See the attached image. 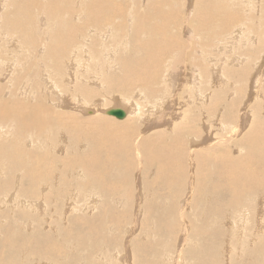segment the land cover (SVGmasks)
I'll return each instance as SVG.
<instances>
[{
  "label": "bare ground",
  "instance_id": "bare-ground-1",
  "mask_svg": "<svg viewBox=\"0 0 264 264\" xmlns=\"http://www.w3.org/2000/svg\"><path fill=\"white\" fill-rule=\"evenodd\" d=\"M16 1H18V0H16ZM39 1H41V0H23V4L24 5L36 4L35 8H38V11L39 10L45 11V8L49 5L48 13L44 12L45 16L47 14H49L50 17L48 19L50 21L51 20L53 22L56 20L58 21V22L56 21L58 24L55 22L53 23V24H55V27L53 25L54 28H56V25H57V26H59V28L63 29V30L60 29L62 31L58 32V33H55V30H53L54 34H52L53 31L51 33V30H50V28H51L50 26L52 25L51 24L52 22H50L48 20V22L46 23L47 18H45V17H44L45 19L43 18L45 21L44 20L42 21V18H40V16H38L40 11L39 12L37 11L38 12L37 17L40 18L41 24H42V22H43V24H44V22L46 23V25H44L46 31H44L43 44L37 45L38 44L37 43V41H38L37 35L38 34H36V24L33 22L31 25V23H30L31 19L29 20L26 18L27 14H29V12H30V9L33 10L34 7L29 8V11H28V9H27V11H23L25 13L27 12V14L22 12L23 15L24 14L26 15V17H24L22 15L23 18L24 19L26 18V21L29 20L28 21L29 25L27 24V22H26V24L28 26L31 25L30 28H32V29L31 30L28 29L30 31V33H28L27 25L23 22L24 19H21L19 17V15L21 16V14H20L21 12H19L18 15H15L16 18L14 20L12 19V18H14V15H13V17H11L10 14H7L6 18L3 20L4 23L9 24L8 28H10L11 31L16 33V35L22 34V36L25 37V40L28 41L27 43L32 42L33 47L35 46L34 51L36 49L40 50L41 47H43L47 43V41L52 39V38L53 39H59V37H61V36L65 37V36H63V34L66 32L68 24H66L64 26L63 23L61 22L63 25V27H61L60 26L61 19H63L62 21H64L66 18L71 17L72 22L75 20V18H78V17H79V19H83L85 17H83L84 14L82 15V10L84 9L86 11L89 8L87 6L84 7V5L82 3L80 5L79 4L80 2L78 3L79 0L78 1L72 0L73 2L76 1L75 4L76 3L79 4L76 7V5H74V3H72V1L70 0L71 4H73V5H72V7L70 5L71 8L69 9L67 7V6H69L68 3H65V5H66L65 7H67V8H64V9H69V10H68V12H67V10H66V12H64L65 10L63 11L64 13H67L68 15H67V17L62 18L65 14H63L62 11H59V10L63 7L64 2H61V0L60 1L58 0L60 3H62V5H61L59 2H56L57 0L56 1L55 0H49L48 4L44 6L45 2H41L42 3V5H41V3H39ZM84 1H87V0H84ZM181 1H183V0H181ZM250 1L253 2V0H250ZM258 1H260V0H258ZM261 1H260V3H262ZM55 2L59 3L62 6V7L59 6V10H57L58 8L55 9L56 7L53 5ZM129 2H130V0H129ZM149 2H146L145 5ZM246 2H248V1H246ZM93 3H95L94 4V10H95V14H96L95 17H97V21H95V23L97 25H95V24H93V25L95 27L98 26L100 28V30H102L106 27L105 31H107V29H110V30L115 29L116 31L117 30L121 31L120 33H118V35L116 34L113 42L118 41V38H120L121 36H126L125 39L130 38L129 40L131 41L130 43L132 45V46L130 45L131 48H133V49L136 48V50H134V51L136 53H138L137 55L130 56V54H132L134 51H129L127 53L128 54L127 56H124V57L119 56L120 57L119 64L121 67L120 68L121 71L119 72L120 74L118 76L112 75V76L107 78L108 79L107 82L109 83L107 85H111L109 87L112 90L117 91V92H118L119 88H121L122 91L126 90V92H125L126 96L125 97L122 95L123 93H121L122 96H120L118 94L119 93L118 92L117 94L119 96H116L117 99L115 98L118 102L122 103V104L121 103H119V104H121L123 106V109L126 111V118L123 120H114L115 118L113 119L110 115L105 114V116H104L106 108H105V110L102 109L104 111V113H102L103 115H98L99 112L97 114L96 107L100 108L99 105L101 102L97 103V101H96L94 103L92 102V103L88 104V102H86V100H82L81 97H75L73 100L71 99V102H68V99H66L65 95L61 94V91L57 92L55 89L53 90L51 88L55 85L54 83L53 84L51 83V76L54 75V72L52 71L53 65L50 64L51 62H53V60L51 61V54L54 55L55 57L60 58L62 56L61 53H65V52L58 53L57 47L54 48V50L57 52H53L50 54L49 51H47V52L45 51L46 52L45 59H46V61L49 60V62L47 64L42 63V64H40V66H38L39 71H40L41 81H42V83H44L43 85H46L48 87V90L50 89V91L53 94H55L56 97H58L59 101L57 102L56 106L62 107V109H63V107L72 105L71 109L74 110V112L76 111L75 113H77V115L79 113H82V112L85 113V115H81V118H79V115L76 116L74 112L69 113V110H67L68 113L66 112V110L65 111H57V110L54 111V109H53V111H50V107L48 105H45L44 102L41 100H40L41 102L39 100L38 101L34 100L35 104L25 105L19 98H17L15 100V103L18 106V110L15 111L12 107H10V103H8L9 100H0V121L2 123V124L0 123L1 127H5L4 124L9 126V123L11 122L13 129H17V132H14L13 138L11 140L7 141L8 143H6L4 141L0 142V157H1L0 163H3L4 160H6V162H7L6 168H4L2 170V168L0 167V174L4 175L3 179H2V180H4L3 184L0 181V186L2 188H5L12 181L11 190L7 194H0V264H22L23 260L20 261L22 256L30 257V259L33 257H38V259L40 260V261L38 260L39 263L44 262L43 264H50L52 260H55L57 262L59 261L60 263L63 261H67V262H63V264H70L72 261L75 262V260L69 261L70 259L66 258L65 252L68 249H66L65 252L63 251L64 252L63 254H60V249H59L58 245L54 243L55 242L54 241L55 236L52 237L53 235L56 234L54 232H57L56 236H58L59 239H63L64 242H66V240L71 241L68 239V237H72L73 239H72L71 243L74 242V239H76V240L78 239V241H79L85 237H90V236H87V234L91 233V232H92L91 234L93 235L92 238H94V240H95L96 236L99 233L105 231L106 229H112V230L117 229V231L118 230L120 232L122 231L121 235H119V236H121L123 238L124 235L128 231H131L130 230L131 227L128 224L129 222H127V221H129V218H130V212L127 210L118 211L117 209L113 208L112 207L113 204L111 202V199H112V197H117L120 199L119 203L121 202V198L119 196V194H120L119 193V191H120L119 187L122 186L124 184V182L108 179L107 175L111 171L117 172V171H121L122 169H131L134 171L135 166H136L134 164V162L136 161V156H133L130 158L133 150H139L140 156L146 158V161H147L146 169L151 170V173L153 175V183L159 185L161 180L168 179L167 187H169L171 189V192H172V186L175 188H181L182 187L183 181H184L186 175L188 177L190 189H192L195 186L197 189H199V188L203 189L208 184V181L211 179V176H210L211 171L210 170H211L212 163H219L218 170H217V181L215 183L214 190H216L218 193L223 194L224 192H220V191L224 190V188H223L224 186L227 188L229 195L227 196L226 200H224V202H226V204H229L230 207L233 208L234 210H237V212L233 211L235 214V217L238 218L237 222L243 221L244 219L246 222L247 216H246V218H243V217H240L239 214L246 215L247 211L249 210L247 208L250 207V206H247V202L244 205V201H243L242 205H241L242 208L238 209L237 208V206H238L237 204L239 203L238 196L241 193H243L247 188H249L252 183H255V185H254L255 187H259L260 185H264V172H263L264 166H262L258 162L260 160L257 161L258 164L257 165L255 164L253 166V168L248 165L249 162H253L252 151L255 149H256V151H258L259 150L258 147H260V145L262 146V142H263V138H264L262 136V121L261 122L258 121V122H260L261 125L259 123H257L256 120H253V119H252L253 121L250 120V121H252L251 123H250V121H247V123L249 122V124H250V125L247 124L249 126L248 130H247L248 132L246 134H245L246 131L244 132L245 136H243L244 134L242 135L244 137L242 140H240V139H239L240 141L237 140L239 145L241 144L242 147L244 146V143L247 146V148H243V150H246L243 152L244 154L246 153L245 155L242 153L244 156L239 155V154H241L240 151H239V153H238V151L236 153L238 156L237 155L235 156L233 153H230V150H232L231 149L232 147L229 148L228 145H230V144H228V141H227L228 138H230V136L229 137L227 136V139H226L223 135H221V136L218 135L216 138H220V139L215 138L216 141H214V142H211V140H210V139H214V137L216 135V134L214 135V132H212L214 136L211 135L212 138H210V134H211L210 129L211 128H209L208 124H209V120L211 118L209 119V117L206 116V115H208L206 113H208L210 111L209 110L210 106H209L208 102L209 101L213 102L210 94H211V90H212V87L214 84L213 82L216 81V79L212 82V79H213L212 76H216V78L219 79L216 81L217 83H218V81H220L221 83H223V81L224 82L227 81L226 80L227 75L224 76L225 74L223 75V73H220L218 70V67L217 68L215 66H214L215 68L212 67L213 64L211 65V62L214 59L211 60V58H214V57L210 58L209 54H208V56L206 54L208 47L211 46L210 45L211 44L210 42L212 40L211 36H213V31H214V30L212 31L213 28L211 29V27H210V23L212 21L211 19L214 18V17H212L213 15H219V14H215L216 12L218 13V11H216L217 9L215 10V8H214L215 12H213L214 10L212 9V6H211L212 3L210 2V0H193L192 4H194L193 5L194 9L190 8L193 10V13H191L190 17L188 16L187 18H185V19H188V21L185 20L184 24L182 21V19H184V18H180L181 20L179 19V17L184 16V15L179 16L180 11L178 9V5H179L178 3H180V2L174 3V6H173V4L169 3L168 1H167V3H157L156 2V4L152 7V11L148 14L144 10L145 5L142 8L139 6V4H135L136 6H129L126 4H120V3H122L121 1H120V3L117 1L118 4H115L114 0H90V4H93ZM218 3H219V5L222 6L220 1H218ZM69 4H70V2H69ZM9 5H10V3H9ZM82 5H83V7H82ZM132 5H134V4H132ZM260 5L264 6V4H260ZM14 6H16V5H14ZM14 6L12 5V7H14ZM246 6L247 5H245V7ZM252 6H254V5H252ZM78 7L82 8V9H78ZM186 7H188V6H186ZM213 7H215V6H213ZM225 7H228V6H225ZM229 7H230V5H229ZM236 7H237V5H236ZM27 8H28V6H27ZM240 8L241 7H239V10H240ZM25 9H23V10H25ZM42 9H44V10H42ZM10 10H12V9H10ZM76 10L80 11L79 14L77 13L78 11L76 12ZM248 10H249V8H248ZM248 10H247V13H248ZM89 11L90 10H88V12ZM148 11H149V9H148ZM154 11L155 12L158 11V12L155 13ZM8 12L9 11H7L6 13H8ZM219 13H220V15H222L223 14L222 10ZM239 13L240 12H238V14ZM62 14H63V16H62ZM74 15H75V17H74ZM89 15H91V12H89ZM220 15H219V17H220ZM233 15L232 16L233 17L236 16L237 19L240 17L236 14H233ZM240 15H242V13ZM31 16H28V18H30ZM119 16H121L123 19L129 18V22L131 21V27H129L130 29L125 28V27L129 26V24H130L129 22H125V20H124V22H122V21H118L119 23L115 22L114 19H117ZM252 16L250 15V17H252ZM42 17H43V15H42ZM236 17L234 19H236ZM189 18L191 19L190 21H189ZM222 18L226 19L225 16L224 17L222 16ZM230 18H231V16H230ZM59 19H60V21H59ZM69 19H66V20H69ZM249 19L250 18H248V21H249ZM85 20L87 22V19H85ZM218 20H219V18H218ZM224 21H227V19ZM49 22H50V26L47 27V24L49 25ZM70 22H69V25H70ZM75 22H76V20L74 21L73 24H75ZM80 22H82V21H79V25H80ZM215 22H216V17H215ZM230 22H233V20ZM230 22H229V24H230ZM66 23H67V21H66ZM212 23H213V21H212ZM235 23L236 22H234V24ZM260 23H261L260 26L262 28L264 26V24H263L264 21H263V23L262 22H260ZM88 24L90 25V23H88ZM217 24H219V23H217ZM223 24H224V22H222L221 25H223ZM69 25H68V27H69ZM89 25L86 24L87 27H89ZM212 25H214V24H212ZM226 25H227V23H226ZM232 25H233V23H232ZM80 26L82 27V24ZM227 26L224 27L223 31L227 30V28H228ZM252 26H253V24H252ZM70 27H72V26H70ZM77 27H79V26H77ZM77 27H75V28H77ZM81 27H80V30H81ZM114 27H116V28H114ZM247 27H248V25H247ZM54 28H52V29H54ZM90 28H92V27H90ZM90 28H88V29H90ZM97 28H95V29H97ZM252 28H254V27H251V30H252ZM37 29H39V28L37 27ZM186 29H188V30H186ZM80 30H77V31L80 32ZM248 30H249V28H248ZM5 31H7V30H5ZM39 31H41V30H39ZM56 31H58V28L56 29ZM84 31H83V33H84ZM237 31H239V30H237ZM228 32H230V31H228ZM67 33H65L64 35H66ZM94 33H95L94 37L97 35L98 36L100 35V32H94ZM109 33H110V31H109ZM240 33H238L237 35H239ZM70 34H71V32H70ZM77 34L80 35V33H77ZM101 34H103V33H101ZM249 34H250V32H249ZM257 34H259V32L256 33V36H257ZM10 35H9L10 37H7L5 32H1L0 38L6 39V42L8 41L9 43L13 42V44H11V45H14L15 49L22 52L24 50L23 46L26 45V42L22 43V41L20 39L16 38L17 36L15 37V39H17V40H14L13 35L11 33H10ZM234 35L236 36V33ZM234 35H232V37ZM254 35H255V33H254ZM83 36H84V34H83ZM258 36H260V35H258ZM66 37H69V36L66 35ZM71 37H73V35ZM71 37H69V38L71 39ZM85 37L81 38V40L86 39ZM247 37H249V36L247 35ZM18 38H22V37H18ZM251 38H252V36H251ZM261 38H262V36H261ZM66 39H68V38H66ZM70 39L68 41L66 40V42H63V44L66 43V45H67V43H69ZM103 39H105V38H103ZM230 39H232L231 35H230ZM259 39H260V37H259ZM18 40L21 41V43L19 42L20 44L17 42ZM61 40H59V41L61 42ZM65 40H63V41H65ZM78 40H76V41H78ZM123 40H124V38H123ZM198 40H200V42L197 43L196 41H198ZM228 40H226V41H228ZM232 40H234V39H232ZM54 41L56 43V40H54ZM6 42H4V43L6 44ZM60 42H58V45ZM55 43L52 42L51 44H49L48 48L52 49V46L57 45ZM61 43H60V45L62 47ZM74 43H75V41H74ZM212 43H214V42H212ZM215 43L217 44V42H215ZM219 43H220V41H219ZM263 43H264V41H263ZM22 44H23V46H22ZM29 44H31V43H29ZM70 44L71 43H69V45ZM78 44H79V41L76 43V46ZM80 44H81V42H80ZM94 44H95V42H94ZM118 44H120V43H118ZM216 44L214 46H216ZM73 45L75 46V44H72V47H73ZM231 45H234V44H231ZM101 46H102V44H101ZM25 47L28 48L30 46L26 45ZM70 47L71 46H69V48ZM59 48H60V46H59ZM64 48H62L63 51L66 50V48H65V50H64ZM78 48H84V47H78ZM88 49H89V51H87L85 48V50L87 52L85 51V52H83V54H86L87 55L86 58L90 61V59H91L90 55L92 56V54L90 52L93 50H92V48H88ZM70 50L67 49V51H69V52H70ZM5 51H6V49H5ZM13 51H15V50H13ZM75 51H77V50L75 49ZM78 51H79V49H78ZM80 51H81V49H80ZM183 51L185 52V54L183 53ZM228 51H229V49H228ZM59 52H60V50H59ZM68 53H66L67 56H68ZM95 53H94V55H95ZM203 53H205V54L203 55ZM209 53H211V52H209ZM74 54H75V56L77 55L76 53H74ZM102 54H104V51L102 52ZM107 54H108V52H107ZM261 54H262V52H261ZM27 55L28 56L30 55L29 52ZM72 55L70 54L69 58L64 60L65 62L57 61V60H56V63L54 62L55 63L54 68L56 70L55 71L56 76L60 73L65 74L66 72H68V73H66V75L67 74L70 75L69 78H71V80L69 79V80H67V82L72 81V79H74L76 77L75 76L73 78V75L71 72V70L73 68V64H74L73 63L74 58L72 57ZM237 55H239V54H237ZM242 56H243V53H242ZM15 57H14V59H15ZM24 57H25V55L23 56V59H24ZM98 57H100L99 54H98ZM235 57H238V56L235 55L234 58ZM16 58H18L17 60H19V57H16ZM79 58H80V56H79ZM117 58H118V56H117ZM243 58L241 60H246V58L248 59V56H244ZM60 59H62V58H60ZM236 59H235V61L238 62V58H236ZM13 60H12V62L9 60L8 61L11 63H14ZM24 60L26 61V59H24ZM24 60L23 61L20 60V62L21 61L24 62ZM181 60L183 61L182 63H180ZM239 60H240V58H239ZM256 60H257V58H256ZM14 61H16V60H14ZM104 61H106V60H104ZM186 61H188L189 63ZM22 62H21V64H22ZM77 62L78 61H76V63ZM160 62H162V64ZM241 62H243V61H241ZM247 62L251 63L249 61H247ZM248 63H247V65H248ZM261 63H263V60L261 61ZM261 63L259 66L255 63L256 67L258 66L259 68H261L260 67ZM182 64H184L186 67L185 69L190 72L187 77H184V78H186L185 85L187 86V91H186L187 92V97H186L187 102L185 101L186 105L184 103H182V104L180 103V105L184 104V106H179L177 108L176 112L178 113V117H177L176 121H173L171 119H166L164 117L163 118L162 117L161 118L155 117L154 118L155 120H149L147 118L148 115L149 116L157 115V113H156L157 109L158 108L160 109V105H163L160 102L157 103V105H154L151 103V99L155 98V97L161 99L162 98L161 94L162 95L168 94V97L164 98V100L169 98L170 92L174 90L175 86H177V84H176L177 79H175V77L178 75L177 71L180 72L182 67L184 68V66L178 67V70H177V65L181 66ZM0 65H2V63H0ZM107 65H108V63H107ZM116 65H117V63H116ZM215 65H216V63H215ZM3 66L4 65H2V67ZM47 66H48L49 70H48ZM77 66H78V63H77ZM207 66L209 67V70H210L209 73L207 70ZM224 66H226V65H224ZM249 66H251V64ZM9 67H10V64H9ZM256 67L254 66L251 69L256 68ZM258 67L256 68L257 71H256V69H254L256 71V73L259 71ZM23 68H26V67H23ZM220 69H222V67ZM263 69H264V67L261 69V72L263 71ZM100 71H101V69H100ZM255 71H254V73H255ZM17 72H18V70H17ZM106 72H107V70H106ZM225 72H226V70H225ZM238 72L241 74L240 77H243V75H245L244 72H240V71H238ZM23 73H24V69H23ZM110 73H111V71H110ZM185 73H186V71H185ZM246 73H247V71H246ZM256 73H255V75H257L259 72L257 74ZM262 73H264V72H262ZM50 74H52V75L50 76ZM261 75L259 74L257 76H261ZM18 76H20V75H18ZM233 77H235V76L233 75ZM236 77H237V75H236ZM22 78H23V75H22ZM22 78L20 76L19 78L17 77L18 80L16 79L17 82L19 81L20 85H22V82H21ZM58 78H59V76H58ZM177 78H178V76H177ZM255 78H256V76H255ZM12 79L15 80L14 77ZM103 79L105 81V78H103ZM252 79L256 80L258 78H256V79L252 78ZM179 80L180 79H178V81ZM29 81H30V79H29ZM104 81H102L101 83H105ZM74 82H75V80H74ZM160 82L164 83V87L160 86V88H159L158 84ZM228 82L229 81H227V83ZM240 82H241V80H240ZM257 82L259 83V80ZM0 84H2V83H0ZM82 84L83 83H81V85H78V86L77 85L72 86L71 90H73V92L75 93L76 91H78L79 88H82L84 90H87L88 94H90V93L92 94L94 92L95 89H92L93 91L88 90L89 87L86 85H82ZM238 84H239V82H238ZM232 85H234V84H232ZM246 85H247V82H246ZM214 86H216V85H214ZM217 86H218V84H217ZM219 86H220V84H219ZM3 87H4V85H3ZM183 87H185V86H183ZM255 87H256V89H254V91H253L254 96L257 94L255 92L257 90L256 83H255ZM258 87H260V86H258ZM22 88L23 89H21V87H20L19 92L16 91L15 94L24 93L26 87L23 86ZM36 88L37 87H35V90H36ZM221 88H223V87H221ZM244 89H246V88H244ZM37 90H39V89H37ZM260 91H261V89H260ZM105 92H106V90L104 91V93ZM173 92H171V93H173ZM233 92L234 91H231V93H233ZM38 93L36 95H38ZM104 93H103V95H104ZM107 93H109V92H107ZM131 93L136 94L137 97L143 98V100L146 99L149 103H151V106L149 105L148 109L145 111L144 118L141 117L143 112L139 110L142 107H138V104H137L138 102L136 103L133 99H131L132 97L127 96V95L132 96L133 94H131ZM215 93H217V92H215ZM220 93H222V92H220ZM251 93H250V97H251V95L253 96V94H251ZM261 93H259V94H261ZM61 96L64 97V100L61 99ZM94 96H95V94H94ZM222 96L223 95H221V97ZM258 96L261 97V95H258ZM263 96H264V94L262 95V97ZM30 97H31V95H30ZM219 97H218V95L216 97L217 98L216 100L218 102H219V100H218ZM238 97L239 98L241 97V100H242V95L238 96ZM112 98L114 99V97H112ZM179 98H183V97L179 96L178 101H179ZM176 99H177V97H176ZM233 99L235 100V97ZM253 99H255V98H253ZM13 100L14 99H12L11 102ZM22 100L25 101V99H22ZM171 100H173L172 96H171ZM234 100L233 101L231 100V102L229 101L230 102L229 105H231V107L235 106L236 103L238 102V100H236L235 102H234ZM259 100H261V99L259 98ZM112 101L114 102V100H112ZM169 101H170V99H169ZM261 101L263 102V100H261ZM25 102H27V101H25ZM211 102H210V105H212ZM115 103H117V102H115ZM194 104L197 107L194 106ZM250 104H252V103H250ZM141 105H142V103H141ZM169 105H168V107L170 109ZM239 105H240V103H239ZM247 105H249V104H247ZM247 105H245L244 108L251 113L252 112V106L254 104L252 106H250V105L247 106ZM88 106L89 107L93 106L95 108L93 110L94 112L92 111L93 113L87 114V113H90ZM142 106H144V104ZM174 106H176V105H174ZM168 107L164 106V108H166L164 110L167 111ZM182 107H185V108H182ZM205 107H206V109H205ZM231 107H229V108H231ZM261 107H264V106H261ZM169 109H168V111L171 110V109L170 110ZM212 109H214V108H212ZM141 110H143V109H141ZM224 110H225V108H224ZM227 110H229V109H227ZM246 110H245L244 114H242L244 116V118H246L247 116H249L248 114H250L248 111L246 112ZM258 110L260 111L259 108H258ZM97 111H99V110H97ZM236 111H234V112L236 113ZM176 112L174 111V113H176ZM216 112L217 111L215 110V113ZM229 112L227 113V111H224L223 115L221 114L219 116V114H218V117L222 116L225 119L229 120L230 122L227 124L229 126L228 130L230 129V132L236 131L235 134H237V129H239V123L237 121L238 124H234L236 122V121L234 122L235 118H233V115L235 113L233 112V113L229 114ZM158 115H159V113H158ZM252 115L253 114H251V117L253 118ZM168 116H170V115H168ZM174 117H175V115H174ZM249 117H247L248 120H249ZM255 117H256V114H255ZM261 119H259V120H261ZM184 120H188V121L186 122ZM244 120H246V119H244ZM180 121H183L182 123H185V124L187 123L186 124L187 126H184V125H183V127L178 126L179 124H181ZM213 121H210V122H213ZM220 121H222V119ZM117 122L121 123V124L116 125ZM138 122H141L143 125L145 124L146 127H149L151 129V132L149 131L150 129H145L146 131H149L147 134H144V135L140 136L139 138L133 140L130 138L129 134L132 132H135L137 129H140L138 126ZM215 122H216V120H215ZM124 123L127 124V126L131 128V130H128L127 132H120V129L125 127ZM216 124L218 126H221V127L224 126L222 124L221 125H219L218 123H216ZM216 124H214V125L216 126ZM214 125H212V127ZM227 125L225 127H227ZM210 127H211V124H210ZM7 128L8 127H6L5 129H7ZM60 128H63L67 132H68V130L74 132L75 133L74 134L75 139L78 141H81L83 138L86 139V141H89V145L91 147V150L89 151V147H88V149L86 151H83V152H76V153L72 152L73 156H71L70 154L69 155L55 154V153L52 154V151L50 148V146H51L50 143L52 144V142H50L51 136H53V133L55 131H58ZM241 128H242V126H241ZM220 129H223V127ZM220 129H219V133H222V132H223V134L228 133L225 131L226 129H224V131H222V132ZM242 129H244V127ZM46 130H51V131L54 130V131H52L53 133L51 136H48V135L45 137L43 136V141H40V142H42L44 145L47 142V145L44 146L42 149H40L41 147L38 145H37V148H38L37 150L34 149L35 145H34V147L30 146L31 149L25 148V145H23L21 147L19 146L20 142H24V144H26L28 142V145H29L32 142V140L34 141L35 136H37V138H38V136H40V135H46L48 133V132L45 133ZM7 131H9V129ZM51 131H49V132H51ZM29 132H30V134L34 133L33 134L34 138L30 134H27ZM216 132H218V130ZM7 133L8 132H6L5 130L2 131L1 132L2 137L6 136ZM219 133H217V134H219ZM63 134L66 135V133H63ZM230 134L231 133H229V135ZM10 135L12 136L11 133H10ZM27 135H29V136H27ZM231 135L233 136L234 133ZM263 135H264V132H263ZM74 136H73V139L70 138L72 141L75 140ZM49 137H50V141H49ZM231 138L237 139V136L235 135ZM241 141L244 143H242ZM38 142L39 141L37 140V143ZM229 142H230V140H229ZM232 142H234V141H231V143ZM235 142L232 144L234 145ZM256 146H257V148H256ZM61 150H63V148ZM152 150H155L158 154L152 155L151 154ZM258 153H259V151H258ZM65 154H66V152H65ZM127 154H129V156H125ZM60 155H62V156H60ZM259 155H260V153H259ZM22 164L24 165V167L26 169V170H24V176H23L26 183H27V188L25 189L26 195H29V192L37 189L38 183H40L42 181V179L48 178L50 176H52V179H55L56 176L57 177L58 176L65 177V176H67V174L66 175L63 174L65 170L67 172V171H69L68 169H71V173H72V170L76 171L75 169H78V171H79V169H81L85 173V175L88 176V181L86 183H84V185L87 186L88 188L98 189L100 191V193L103 192V194H104L103 202L99 205L100 208L98 209L97 213L92 214V215H84V216L89 217V218L82 216V213H80V214H72L71 213L72 215H70V214L68 215V211L71 212V211L75 210L74 208H76L75 205L77 203L74 204V202H71L75 206V207H73L70 203L69 193H65L64 191H61V190H58L59 192H57V193L53 192V195H50L49 193H45L36 199L18 197L16 195V193L22 189L21 184H20V179L17 175H14L13 180H12L11 175L15 169L21 168ZM2 171H3V173H2ZM54 171L55 172L57 171V174L54 173ZM69 175H71V174H69ZM254 179H255V181H254ZM60 182L62 183V181H60ZM60 182L57 185H60L61 184ZM79 184L80 183H78L77 186ZM45 185L47 188H49V184H47V182H45ZM1 187H0V190H1ZM46 187H45V189H46ZM116 190H118V192ZM141 193H142V191H141ZM179 193L175 192V194H177V195H179ZM105 195H107V196H105ZM140 195H143V193ZM52 196H54V197H52ZM122 196H123V194H122ZM71 197H74V195L72 194ZM104 199H105V201H104ZM51 201H53V206L52 207L50 206V208H51V210H50V208H47L45 203H47V202L49 203ZM92 201L96 202L97 200H96V198H93ZM58 204H61V206H62V210L59 207L60 210L62 211V213L58 212L59 211L57 208ZM63 205H66V207H64ZM77 205H79V204H77ZM54 206L57 208V210ZM148 206H151V205L148 204ZM263 206L264 205H262V208H264ZM53 208H55V209H53ZM53 210L55 212L57 211L58 213H60V218H61V215L64 216L63 222L59 218L60 221L62 222V226L59 225L57 228L55 227L56 228L55 230L54 229L52 230V228H54L52 226H50L51 228H49L48 230H45V231L43 229H40L43 225V223H42L43 215H48ZM47 212H49V213L47 214ZM73 213H75V212H73ZM55 214H57V213H55ZM153 214H156V212L155 211L152 212L151 210H147V213L143 214L144 215L143 221L141 222V224H138V225H140V227L142 226L141 229H143V232L141 233L142 238H139L140 242L144 241L146 239V236L148 237V236H151L154 234L152 231L147 230L148 229L147 226H149L150 229L154 226V224H152V223H154V220H150V224H148V217H150ZM20 216H22L23 218L20 219ZM50 216H54V215H50ZM57 216H59V215H56V217ZM47 218L50 219L49 216ZM44 219H46V218L44 217ZM4 220H6V221L3 222ZM257 220H258L257 221L258 222L257 228H255L254 231L252 230V232H250L251 230L248 231L249 229L247 230V228L245 226L242 229L240 227V229H241L240 237L243 236L244 240H246V241H247V239L248 240H255V242H253V243L251 242L253 245L251 244V247L248 249V252H247V253L252 254V257L254 256V258L252 260L247 258V261H245V264H264V234L261 237L259 236L260 235L259 232L262 229L264 230V224H263L264 223V211H262V213L260 212V216ZM163 221H164V219L159 218V225L158 226H162ZM52 222L55 223V225L54 224H52V225H54V226L58 225L57 224V222H58L57 218H55ZM46 223L48 224L47 221H46ZM232 223L234 225V221H232ZM34 224H36V225H34ZM184 224L185 225H183V227H185L187 230L186 221L184 222ZM131 226H133V228H134L135 225H131ZM240 226H241V224H240ZM155 227H156V225H155ZM183 227H181L180 229L182 230ZM31 228H32V230H30ZM238 228H239V224H238ZM163 229H164V227H163ZM69 230H71V231L73 230L74 232L73 233L71 232L69 234V232H68ZM156 230L160 231V228H156ZM188 232H189L188 236H190V238H189L190 240L195 241L193 239H200L201 238L203 245L205 244L204 241L206 239L203 240L204 237H202V235L205 234L208 237L210 234L209 232H205L204 229H200V228H197L195 230H191ZM233 233L235 234V232H233ZM241 234H242V236H241ZM253 235H255V237ZM14 237H16V240L12 241V239L13 240L15 239ZM184 238H185V236H184ZM56 239H57V237H56ZM86 239L87 238L83 239L82 243L87 242V241H85ZM180 239H181V237H180ZM30 240L35 241L36 242L35 245H32V246H30L31 244L28 245ZM108 240H109V243H113L116 241L114 238H110ZM182 240H183V237H182ZM184 241H185V239L182 242H184ZM210 241H212V240H210ZM38 242L40 243V245H38ZM56 242H57V240H56ZM205 242H207V241H205ZM75 243H76V241H75ZM100 243L98 245H96L99 248L98 251L94 252L92 250L94 252V254H92V257H94V258H96V256L98 257L99 253L102 252L103 245H102V243L101 244ZM145 243L146 242L139 244V248H142L140 250L141 252L146 251V249H148V248L151 249L153 246L152 244L146 245ZM246 243L248 244L249 242L247 241ZM73 244L72 245L70 244L69 247L70 248L71 247L76 248L77 243L75 244L76 247H73L74 246ZM78 244H79V242H78ZM80 244H81V242H80ZM80 244L78 246H80ZM86 244L85 245L83 244V245L86 246ZM242 244H243V242L240 244L241 248H242ZM27 245H28V249H27ZM63 245H65V244H62L61 246H63ZM66 245H67V242H66ZM89 245H91V243ZM67 246H66V248H67ZM84 246L82 248L80 247V249L83 250V248H88V247H84ZM245 249L246 248H244V251H245ZM190 252H191V254H194L193 251H190ZM190 252H189V254H190ZM106 253L108 254L109 252H106ZM132 253H133V258H136V257L140 258L141 254H142V253L134 254L133 250H132ZM253 253H256L259 257H255V255ZM262 253H263V256H261ZM90 254H89V256L91 257ZM189 254H187V256L191 257V255H189ZM240 254H242V253H240ZM101 256H103V255L101 254ZM112 257H114V259H116L118 261L120 260V256L116 255L115 253L113 254ZM80 258H82V256ZM106 258L110 259V257L108 258L107 256H106ZM122 258L123 259L120 260V264L123 262H126L124 256H122ZM198 259L199 258H197L196 260H198ZM83 260H85V259H83ZM83 260L82 261L80 260L79 262H83ZM97 260H98V258H97ZM244 260H243V262H244ZM24 261H26V260H24ZM35 261H37V260H35ZM87 261H88V258H87ZM99 261L100 260H98L97 262H99ZM182 261H183L182 258L179 256H176L174 258V263H176V264H181ZM239 261H240V259H239ZM28 262L29 261H27V263ZM32 262L33 261L31 260V263ZM57 262H55V263L58 264ZM90 262H91V260H90ZM108 262H109V260H108ZM42 263H40V264H42ZM77 263H78V261H77ZM201 263L202 262H200V264ZM204 263H207V262H204ZM89 264H95V262H93V263L91 262Z\"/></svg>",
  "mask_w": 264,
  "mask_h": 264
},
{
  "label": "rangeland",
  "instance_id": "rangeland-1",
  "mask_svg": "<svg viewBox=\"0 0 264 264\" xmlns=\"http://www.w3.org/2000/svg\"><path fill=\"white\" fill-rule=\"evenodd\" d=\"M48 1L49 0H43V1L41 0V1H39V3L45 2V4H44V6H45V5L48 4ZM59 1L57 0L56 2H59ZM65 1L64 0L62 1L61 0V2H64L63 7L61 6L62 3H60V2L59 3L61 5L59 3H56V2L54 4L52 3L56 7L55 9L58 8L57 10H59V6L62 7L59 10V11H62L63 14H65L64 16L62 14V16H63V17L61 16L62 18L67 17L68 14L67 13H64V12H66V10L68 12V10L73 5V4H71V1L72 0L71 1L70 0H65ZM114 1H115V4H118L117 1L119 3L121 1L122 3H120V4H126V5H129V6H136L135 4H139V6L142 7V8L144 7V5H145L146 2H149L150 1L149 3H147L145 5V9H144L147 14L152 11V7L156 4V2L157 3H167V1H168L169 3L173 4V6H174V3L180 2V3H178L179 4L178 5V9L180 11L179 12V16H181V15H184V16L179 17V19L180 18H184V19H182L183 24L185 23L184 22L185 20L188 21V19H185V18H187L188 16L190 17L191 16V13H193V10L190 9V8H193L194 9V6H193L194 4H192L193 3V0H187V1L186 0H183V1H181V0H152L153 2L151 0H130V2H129V0H114ZM218 1L221 2L222 6L224 4L225 5L222 7L221 5H219ZM246 1H248V2H246ZM260 1L253 0V2H251L250 0H240V1L239 0H231V1L230 0H228V1L227 0H223V1L222 0H210V2L213 4V5L211 4L212 9L214 10V8H215V10L217 9L216 11H218V13L216 12L215 14H219L220 15L219 12L221 10H222L223 14L220 15V17H219V15H213L212 16L214 18L211 19L213 21V23L211 21L210 27H211V29L213 28L212 31L213 30L214 31H213V36H211V38H212V40L210 42L211 43L210 44L211 46L208 47L206 54H207V56L209 54L210 58L211 57H214V58H211V60L214 59L211 62V65L213 64L212 67L213 68H215V67L217 68L218 67V70H219L220 73H223V75L225 74L224 76L227 75L229 77L228 78L226 76V80L229 81V82L227 83V81L226 82L223 81V83H221L220 81H218V83H217L216 81L219 80V79L216 78V76H212V78H213L212 79V82L216 79V81L213 82L214 84H213V87H212V90H211V94H210L211 99H212V101L214 103L211 102V101H209L208 103H209L210 108L212 107L214 109H212V108L210 109L209 108V110L211 112L209 111L208 113H206V114H208L206 116H208L209 119L210 118L212 119V120L211 119L209 120V124H208L209 125V128H211L210 129V133L211 134L209 133L210 134V138H212V136H211V135H213L212 132H214V135L216 134L215 137H214V139H210L211 142L216 141L215 138L218 135L219 136L223 135L226 139H227V136L228 137L230 136V138H228V140H227L228 141V144H230V145H228V144L227 145L229 146V148L232 147L231 148L232 150H230V153H233L235 156L237 155L236 154L237 151H238V153L240 151L241 154H239V155L244 156L246 154V153L245 154L243 153L244 151H246V150H243V148H247V146L245 145L244 142L241 141L242 143H244V146L242 147L241 144L239 145V143H238L237 140H239V139L242 140L244 138L243 136H245V134L248 132L247 131L248 130V127H249L248 125H250V124H249V122L247 123V121H250V120L253 119V120H256L257 123H259V124L262 121V136L264 137V135H263V132H264V114H263L264 113V107H261V106H264V98H263L264 96L262 97V95L264 94V92H263L264 91V87H263L264 86V78H263L264 77V73H262V72H264V69L261 72V69L264 67V43H263V41H264V29L263 28H264V26L262 28L260 26L261 25L260 22L263 23V21H264V6H262L260 4H264V0L261 1L262 3H260ZM69 2H70V4H69ZM75 2L76 1H74V2L72 1V3H74V5H76V7L79 4L81 5V3L84 5V7H86V6L89 7L86 11L84 9L82 10V15L84 14L83 17H85V18H83L84 20L83 19H79V17L78 18H75L76 22L78 20L79 21H82V22H80V25L82 24V27L79 25V21L77 23L75 22V24H73L75 20L72 22L71 21L72 20L71 17H69L70 19L69 18H66V19H69L72 23L69 20H66V19L65 20L67 21V23H66L65 20H64L65 21L64 22V21H62L63 19L60 18L61 21L59 19L60 26L61 27H63V25L65 26L66 24L69 25V22H70L69 27L70 26H72V27L69 28L68 25H67V29H66V32L65 33H67L69 31L68 33L70 34V32H71V34L69 35L67 33L66 35H68L69 37H71L73 35V37L74 36L75 37L74 38L71 37V39H70L69 37H66V35H64L65 34L64 33L63 36H65V37H62L61 36V37H59V39H53L52 38L53 40L52 39L48 40L47 43L43 47H41L40 50L36 49L34 51L35 46L33 47V43L32 42H29L31 44L27 43L28 41L25 40V37H23L22 34H18L19 36L16 35V33H14L13 31L10 30V28H8L9 24L8 23H4L3 20L6 18L7 14H10L11 17H13V15H14V18H12L14 20L16 18L15 15H18L19 12H21L20 13L21 16L19 15V17L21 19H24L23 16L26 17L25 14H27V12L25 13L23 11H27V9L29 11V8H33L34 7L33 10L30 9V12H29L30 15L27 14V17L26 18L29 19V20L31 19V22H30L31 25H32L33 22L36 24V34H38L37 35L38 36V41H37L38 44L37 43L36 44L37 45L43 44L44 31H46L44 25H46V23L49 20L48 18L50 17L49 14H47L45 16L44 12L45 13H48V10H49L48 7H49V5L45 8V11H40L39 10L40 11V13H39L40 15H39L38 14V12H39L38 11V8H35L36 7V4L24 5L23 4V0H18V1H16V0H14V1L13 0L12 1L11 0H0V29H1L0 30V33L1 32H5L7 37H10L11 36L10 33H11L13 35V37H14V40L20 39L22 41V43L23 42H26V45L27 46H30V47L27 48V47H25L26 45L23 46V44H22V46L24 47V50L22 52H20L19 50L15 49L14 45H11V44H13V42H10L9 43L8 41L6 42V39L0 38V46L2 45L0 47V63H2V65H4L3 67H2V65H0L1 66L0 67V83H2V84H0V100H9L8 103H10V107H12L15 111L18 110V106L15 103V100L17 98H19L25 105H32V104H35L34 103V100H37V101L38 100L39 101L41 100V101L44 102L45 105H48L50 107V111H53V109H54V111H56V110L57 111H65L66 110V112H67V110H69V113L70 112L71 113L74 112V110L71 109L72 108L71 107L72 105L63 107V109H62V107L56 106L57 102L59 101L58 100V97H56V95L53 94L50 91V89L48 90V87L46 85H43L44 83H42L41 78H40V71H39V67L38 66H40V64H42V63L47 64L49 62V60L46 61L45 54H46L47 51H49L50 54L53 53V52H57V51L54 50V48H56V47L58 49V53H61V52H65V53H61L62 56L60 58H62L63 60L60 59L59 57H55L54 55L51 54V61L53 60V62L50 61L51 62L50 64L53 65L52 66V71L54 72V75L50 74V76L52 75L51 76V83L52 84L53 83L55 84L53 87H51L53 90L55 89L57 92H60L61 91V94H63V95L66 96V99H68V102H71V99L73 100L75 97H81V99L82 100H86V102H88V104H90L92 102L94 103L96 101H97V103H100L101 102L100 105H99L100 108L96 107L97 114L99 112L98 115H103L102 113H104L103 110H105V108L107 109L109 107H121L122 106L121 105L122 103L121 102H118L116 100L117 99L116 96H119V95L122 96L123 95L125 97L126 96V94H125L126 90H123L122 91L121 88H119L120 89V90L118 89V92L119 93L117 91L112 90L109 87L111 85H107V84H109L107 82V80H108L107 78L110 77V76H112V75H117L118 76L120 74L119 73L121 71V69H120L121 67H120V64H119L120 57L127 56L128 55L127 53L129 51H134V50H136V48L135 49L131 48L132 45L130 43L131 41L129 40L130 38L129 39L128 38L125 39L126 36H121L120 38H118V41L113 42L116 34L118 35V33H120L121 31H119V30L116 31L115 29H113V30L107 29V31H105L106 27L104 29L100 30V28L98 26H97L98 27L97 28V27H95L93 25V24L97 25L95 23V21H97V17H95L96 14H95V10H94V4L95 3L90 4V0H87V1L79 0L78 1V3L80 2L79 4L78 3L75 4ZM9 3H10V5H9ZM65 3H68L69 6H67V7L69 9H64V8H67V7H65L66 6ZM132 4H134V5H132ZM12 5L13 6L16 5V6L12 7ZM41 5H42V3H41ZM70 5H71V7H70ZM83 5H82V7H83ZM229 5H230V7H229ZM236 5H237V7H236ZM245 5H247V6L245 7ZM252 5H254V6H252ZM27 6H28V8H27ZM186 6H188V7H186ZM213 6H215V7H213ZM225 6H228V7H225ZM239 7H241L240 10H239ZM248 8H249V10H248ZM10 9H12V10H10ZM23 9H25V10H23ZM78 9H82V8H79L78 7ZM148 9H149V11H148ZM42 10H44V9H42ZM88 10H90L89 12H91V15H89ZM215 10L213 12H215ZM247 10H248V13L249 14L247 13ZM7 11H9V12L6 13ZM77 11L78 10H76V12ZM22 12L25 13V14L23 15ZM79 12L80 11H78L77 13L79 14ZM157 12L158 11H156L155 13H157ZM238 12H240V13L238 14ZM241 13H242V15H240ZM37 14H38V16H40V18H42V21L45 18H47L46 19L47 20L46 23L44 22V24H43V22H42V24H41L40 18L37 17ZM233 14H236V15H238L240 17L237 19V17L235 16L236 19H234L235 17H233L234 16ZM42 15H43V17H42ZM250 15L251 16L253 15L255 18L253 16L250 17ZM28 16H31V17L28 18ZM222 16L223 17L225 16L226 19H227V21H224L226 19H223ZM230 16H231V18H230ZM74 17H75V15H74ZM215 17H216V22H215ZM26 18L23 20V22L25 24L27 22V24L29 25V22H28L29 20L26 21ZM218 18H219V20H218ZM248 18H250L249 21H248ZM85 19H87V22H86ZM114 20H115L116 23H119L118 21L124 22V20H125V22H129V18L123 19L121 16H119L117 19H114ZM190 20L191 19L189 18V21ZM232 20H233V22H230ZM56 21H54V22L57 23L58 21L57 22ZM50 22H52L51 23L52 24L51 26H50ZM50 22H49V25L47 24V27L48 26L51 27L50 28L51 33H52L53 30H55V33L61 32L63 30L62 28H59V26H57V25H56V28H54L55 27V24H53L54 22L52 20ZM61 22L63 23V25H62ZM222 22H224L225 25L224 24L221 25ZM229 22H230V24H229ZM234 22H236L237 24L236 23L234 24ZM88 23H90V25ZM129 23H130L129 26H127L125 28L131 27V21ZM217 23H219V24H217ZM226 23H227L228 26L226 25ZM232 23H233V25H232ZM86 24L89 25V27H87ZM212 24H214V25H212ZM252 24H253V26H252ZM28 25H27V30L28 29L31 30L32 29V28H30L31 25L30 26H28ZM53 25H54V27H53ZM247 25H248V27H247ZM77 26H79V27H77ZM226 26L228 27L227 30H224L223 31L224 27H226ZM250 26L251 27H254V28H252V30H251V27ZM37 27L39 29H37ZM75 27H77V28H75ZM80 27H81V30L82 31L80 30ZM90 27H92V28H90ZM52 28H54V29H52ZM57 28H58V31H56ZM88 28H90V29H88ZM93 28L94 29L97 28V29L94 30ZM114 28H116V27H114ZM248 28H249V30H248ZM60 29H62V30H60ZM5 30H7V31H5ZM29 30H28V33H30ZM39 30H41V31H39ZM77 30H80V32L77 31ZM108 30L110 31V33H109ZM186 30H188V29H186ZM237 30H239V31H237ZM83 31H84V33H83ZM228 31H230V32H228ZM248 31L250 32L251 35L249 34ZM94 32H100V35L99 36L97 35V36L94 37V34H95ZM258 32H259V34H257V36H256V33H258ZM77 33H80V35L82 37L80 35H78ZM82 33L84 34V36H83ZM101 33H103V34H101ZM235 33H236V36L234 35ZM238 33H240V34L237 35ZM254 33H255V35H254ZM52 34H54V31H53ZM230 35H231V38L234 39V40L230 39ZM232 35H234V36L232 37ZM247 35L249 37H247ZM258 35H260V36H258ZM251 36H252V38H251ZM261 36H262V38H261ZM15 37L17 39H15ZM18 37H22L23 39L22 38H18ZM80 37L81 38H84L85 37L86 39L81 40ZM259 37H260V39H259ZM66 38H68V39H66ZM103 38H105V39H103ZM123 38H124V40H123ZM65 39L67 41L70 39L69 43H71V44L69 45V43H67L68 46L66 45V43L63 44V42H66ZM20 40H18L17 42L18 43L19 42L21 43ZM54 40H56V43H55ZM59 40H61L62 43ZM63 40H65V41H63ZM76 40L79 41V44H78L79 46L78 45L76 46V43L78 42ZM226 40H228V41H226ZM51 41L54 42L55 44H57L55 46H52V49L53 50L51 48H48V45L52 43ZM74 41H75V43H74ZM219 41H220V43H219ZM4 42H6V44ZM58 42H60L62 44V47H61L60 43L58 45ZM80 42H81V44H80ZM94 42H95V44H94ZM196 42L198 43V42H200V40H198ZM212 42H214V43H212ZM215 42H217L218 45ZM118 43H120V44H118ZM72 44H75V46L73 45L74 48L72 47ZM101 44H102V46H101ZM215 44H216V46H214ZM231 44H234V45H231ZM59 46H60V48H59ZM69 46H71L72 48L71 47L69 48ZM64 47L66 48V50H65ZM78 47H84V48H78ZM62 48H64L65 51H63ZM85 48H86L87 51H89L88 48H92V50H93V51L90 50L91 51L90 53L92 54V56L90 55V58H91L90 61L86 58L87 55L86 54H83V52L86 51ZM5 49H6V51H5ZM67 49L68 50L71 49L70 52L67 51ZM75 49L77 51H75ZM78 49H79V51H78ZM80 49H81V51H80ZM228 49H229V51H228ZM13 50H15L17 53L15 51H13ZM59 50H60V52H59ZM102 50L104 51V54H102V52H103ZM27 51L30 54L29 56L27 55L28 54ZM107 52H108V54H107ZM209 52H211V53H209ZM261 52H262V54H261ZM66 53H68V56H67ZM74 53H76L78 56L76 55L77 56L76 57ZM94 53H95V55H94ZM183 53L185 54L184 51H183ZM242 53H243V56H242ZM70 54L71 55L73 54L72 57L74 58L73 59V63L74 64H73V68H72L71 72H72L73 78L75 76L76 77L74 79H72V81L67 82V80H69V79L71 80V78H69L70 75L69 74L66 75V73H68V72H66L65 74H61L60 73V74H58L56 76V74H55V71L56 70L54 68V64L56 63V60L57 61H63V62H65L64 60H66L67 58H69ZM98 54L100 55V57H98ZM137 54L138 53H136L134 51L132 54H130V56L137 55ZM204 54L205 53H203V55ZM237 54H239V55H237ZM24 55H25L24 59H26V61L23 59V56ZM235 55L238 56V57H235L234 58ZM15 56L16 57H19V60H17L18 58H16ZM79 56H80V58H79ZM117 56H118V58H117ZM244 56H248V59L246 58V60H241ZM14 57H15V59H14ZM236 58H238V62L235 61ZM239 58H240V60H239ZM256 58H257V60H256ZM13 59L16 60V61H14ZM8 60L11 61V62L13 60L14 63L9 62ZM20 60H22V61L24 60V62L21 61L22 62V64H21ZM75 60L78 61L77 62L78 63V66H77V63H76ZM104 60H106V61H104ZM262 60H263V63H261ZM241 61H243V62H241ZM247 61H249L251 63H248ZM182 62L183 61L181 60L180 63H182ZM186 62H188V61H186ZM107 63H108V65H107ZM116 63H117V65H116ZM160 63L162 64V62H160ZM215 63H216V65H215ZM247 63H248V65H247ZM255 63L258 66L261 63V66H260L261 68H259L257 66L259 68V71H258L259 73L257 72L258 74L256 73V71H257L256 68L257 67H256V64ZM9 64H10V67H9ZM250 64H251V66H249ZM224 65H226V66H224ZM253 65L256 68L251 69L252 67H254ZM182 66H184V68ZM23 67H26L27 69L26 68H23ZM178 67H182V69H181L182 71L181 70H180V72L177 71L178 78L175 75L176 76L175 79H177L176 80L177 86L174 87V90H173L174 92L171 91L173 93L170 92L171 95L169 94V98L168 99H165L166 100L165 101L164 98L168 97V94H164L165 96L161 94V96H162L161 99H159L157 97L151 99V103L154 104V105H157V103L160 102L164 106L168 107V105L171 103L169 105L171 110L168 107L167 108V111H165L164 109H166V108H164L163 105H160V109L158 108L159 110L157 109V111H156L157 115H154V116H152V115L149 116L148 115L147 118L149 120H155L154 119L155 117L156 118H161V117L163 118L164 117L166 119H171L173 121H176V119L178 117V113L176 112L177 108L179 106H184V104L186 105L185 101L187 102V98H186L187 97V92H186L187 91V86L185 85L186 78H184V77H187L190 72L185 69L186 67H185L184 64H182L181 66L180 65L179 66L177 65V70H178ZM221 67H222V69H220ZM47 68H48V66H47ZM23 69H24V73H23ZM100 69H101V71H100ZM254 69H256V71ZM17 70H18V72H17ZM48 70H49V68H48ZM106 70H107V72H106ZM207 70H208V73H209L210 70H209V67L208 66H207ZM225 70H226V72H225ZM110 71H111V73H110ZM185 71H186V73H185ZM238 71L244 72L245 75H243V77H240L241 74ZM246 71H247V73H246ZM254 71H255V73L257 75H259V74L261 75L262 74L261 75L262 77L255 75ZM13 74L14 75L16 74V75L14 76ZM18 75H20L21 78H22V75H23V78L21 80L22 85H20L19 81L18 82L16 81L17 77L18 78L20 77ZM233 75L235 77H233ZM236 75H237V77H236ZM252 75L253 76L255 75L256 78H258V79H256L255 76L253 77ZM58 76H59V78H58ZM13 77L15 78V80L12 79ZM103 78H105V81H104ZM252 78L256 79L257 81L259 80V83L256 80H253ZM29 79H30V81H29ZM178 79H180L179 80L180 82L178 81ZM74 80H75V82H74ZM240 80H241V82H240ZM102 81H104L105 83H101ZM237 81L239 82V84H238ZM246 82H247V85H246ZM81 83H83L82 85L88 86L89 87L88 90L93 91L92 89H95L94 92L92 94L91 93L88 94L87 93V90H84L82 88H79L78 91H76L74 93L73 90H71L72 86H75V85L78 86V85H81ZM216 83L218 84V86H217ZM255 83H256V86H257V90L255 92L257 94L254 96V92L253 91H254V89H256ZM219 84H220V86H219ZM232 84H234V85H232ZM3 85H4V87H3ZM214 85H216V86H214ZM23 86L26 87L24 93H22V94H15L16 91L19 92L20 87H21V89H23L22 88ZM158 86H159V88H160V86L164 87V83L163 82H160L158 84ZM183 86H185V87H183ZM258 86H260V87H258ZM35 87H37L36 90H35ZM221 87H223V88H221ZM244 88H246V89H244ZM259 88L261 89V91H260ZM37 89H39V90H37ZM105 90H106V92L104 93ZM219 91L222 92V93H220ZM231 91H234L235 93L234 92L231 93ZM107 92H109V93H107ZM215 92H217V93H215ZM37 93H38L39 96L36 95ZM103 93H104V95H103ZM121 93H123V94L121 95ZM250 93L253 94L254 97L252 95L250 97ZM259 93H261V94H259ZM94 94H95V96H94ZM131 94H133V93H131ZM30 95H31V97H30ZM135 95L136 94H133L132 96L131 95H127V96L132 97L131 99H133L136 103L138 102L137 103L138 104V107H142L139 110L143 112V114L141 115V117L144 118L145 111L148 109V106L149 105L151 106V103H149L146 99L143 100V98L137 97V95L136 96ZM217 95H218V97L219 96L221 97V95H223L224 97L223 96H222L223 98L222 97L221 98L219 97V99H218L219 102H218L216 100L217 99L216 98ZM241 95H242V100H241V97L240 98L238 97V96H241ZM258 95H261V97L263 99L260 96H258ZM171 96H172V99L173 100H171ZM179 96L180 97H183V98H179V101H178V97ZM112 97H114V99ZM176 97H177V99H176ZM230 97L231 98L232 97L233 98L235 97V100L233 98L231 99ZM258 97L261 100H263V102L261 100H259ZM21 98L22 99H25V101H27V102H25ZM253 98H255V99H253ZM12 99H14V100L11 102ZM61 99L64 100V97L61 96ZM169 99H170V101H169ZM112 100H114V102ZM231 100L232 101L234 100V102L236 100H238V102L236 103V105L237 104L238 105L237 106L236 105L235 106H232L233 107L232 108L231 105H229L230 102H231ZM115 102H117V103H115ZM210 102H211L212 105H210ZM119 103H121V104H119ZM141 103H142V105L144 104V106H142ZM180 103L181 104L184 103V104L183 105H180ZM239 103H240L241 106L239 105ZM250 103H252V104H250ZM247 104H249L250 106H252L254 104L252 106V112L251 113L244 108V106L247 105ZM174 105H176L177 107L174 106ZM249 105H247V106H249ZM194 106H196V105L194 104ZM185 107H182V108H185ZM229 107H231V108H229ZM122 108H123V106H122ZM224 108H225V110H224ZM258 108L260 109V111L258 110ZM88 109L90 110L89 111L90 113H87V114H91V113L94 112L93 110L95 108L93 106L92 107L90 106ZM141 109H143V110H141ZM168 109L170 111H168ZM205 109H206V107H205ZM227 109H229V110H227ZM97 110H99V111H97ZM215 110L217 111L216 113H215ZM245 110H246V112L248 111L250 113V114H248L250 117L247 116V117H249V120H248L247 117L244 118V116L242 115V114H244ZM174 111L176 113H174ZM224 111H227V113L230 111L229 114L230 113H233L234 111H236L237 114L234 112L236 115L235 114L233 115V118H235L234 119V122L235 121L236 122L235 123L233 122V123L234 124H238L239 123V129H237V134H235L236 131L235 132H232V131L230 132V129L228 130L229 126L227 124L230 122L229 120L225 119L222 116L221 117H218V114H219V116L221 114L223 115V112ZM158 113H159V115H158ZM105 114L106 113H104V116H105ZM251 114H253L252 115L253 118L251 117ZM255 114H256V117H255ZM75 115L76 116L79 115V118H81V115H85V113L82 112V113H79L78 115H77V113H75ZM106 115H109V114H106ZM168 115H170V116H168ZM174 115H175V117H174ZM110 116L113 119L115 118L114 120H123V119L126 118V116H125L122 119H117L116 117H114L112 115H110ZM258 118L259 119L262 118V119L259 120ZM221 119H222V121H220ZM244 119H246V120H244ZM215 120H216V122H215ZM184 121L187 122L188 120H184ZM210 121H213V122H210ZM237 121H238V123H237ZM252 121H250V123ZM258 121H260V122H258ZM180 122H181V124H179L178 126H180V127H183V125L184 126H187L186 125L187 123L186 124L185 123H182L183 121H180ZM0 123H1V121H0ZM216 123H218L219 125H221V124L224 125V126H222L223 129H220L222 127L221 126H218ZM1 124H0V142L4 141V142L8 143L7 141H9V140H11L13 138L14 132H17V129H13L11 122L9 123V126L6 125V124H4L5 127H1ZM118 124H121V123H118L117 122L116 125H118ZM210 124H211V127H210ZM214 124H216L217 127ZM225 124L227 125V127H225L226 126ZM212 125H214V126L212 127ZM138 126H139L140 129H137L135 132H132V133L129 134L130 138L133 139V140L139 138L140 136H142L144 134H147L149 131L151 132V129L149 127H146L145 124L143 125L141 122H138ZM241 126H242V128L244 127L245 130L242 129ZM6 127H8V128L5 129ZM213 128L216 131L218 130V132H216ZM8 129H9V131H7ZM145 129H150V130L149 131H146ZM219 129L221 130V132L224 131V129H226L225 131L228 132V133H225V132H224L225 134H223V132L222 133H219ZM4 130L6 132H8V133H7L6 136H3L2 137L1 132L4 131ZM128 130H131V128L128 127L127 124H125V127L122 128V129H120V132H127ZM49 131H51V130H46L45 133H47V132L48 133L46 135H40V136H38V138H37V136H35V138L39 141L38 143H37V140L33 136L34 133H31L30 134V132H29L27 134H30L34 138V141L31 139L32 142L29 145H28V142L27 141H26L27 142L26 144H24V142H20V145L19 146L21 147V146L25 145V148L31 149L30 146L31 147L33 146L34 147V145H35L34 149L37 150L38 149L37 148V145H38V146L41 147L40 149H42L44 146L47 145V142L45 143V145L42 142H40V141H43V136L44 137L47 136V135L48 136H51L52 133H53L52 131H54V130H52L51 132H49ZM9 132L12 134V136L10 135ZM244 132H245V134H244ZM54 133H53V136H51V141H50V137H49V141L52 142V144L50 143V145H51L50 148H51L52 154H54V153L55 154H63V155H69L70 154L71 156H73L72 155L73 153L86 151L88 149V147H89V151L91 150V147L89 145V141H86V139H84V138L81 141L76 140L75 139V136H74L75 133L72 132V131H70V130H68V132H67L63 128H60L58 131H55ZM63 133H66V135L63 134ZM217 133H219V134H217ZM229 133H231V134L234 133L233 136L236 135L237 136V139L231 138L233 136L231 134L229 135ZM27 136H29V135H27ZM73 136H74V139L75 140L72 141L71 139H73ZM216 139H220V138H216ZM229 140H230V142H229ZM231 141H234V142L236 141V142L233 145L232 143H234V142L231 143ZM263 142H264V138H263ZM263 142H262V146L263 147L259 144L260 145V147H258L259 150L257 149L259 151L260 155H259L258 151H256V149L252 151V154H253V162H249V164H248L252 168H253V166L255 164L256 165L258 164L257 163L258 160H260L261 162L260 161H258V162L262 166H264V159H263L264 158V143ZM62 148H63V150H61ZM256 148H257V146H256ZM65 152H66V154H65ZM151 154L152 155H156L158 153L155 150H152L151 151ZM60 156H62V155H60ZM125 156H129V154H127ZM133 156H136V161L134 162V164L136 166H135L134 171L131 170V169H122L121 171H117V172L111 171L107 175V178L108 179L124 182V184L119 187V190H120L119 191V193H120L119 196L121 198V202L119 203L120 199L117 198V197H112L111 202L113 204L112 207L115 208V209H117L118 211L127 210V211L130 212V218H129V221H127V222H129L128 224L131 227L130 228L131 231H128L124 235V237L122 238L121 236H119V235H121L122 231L121 232L119 230L117 231V229H115V230L106 229L105 231L99 233L96 236L97 239L95 238V240H94V238H92L93 235L91 234L92 233L91 232V233H88L87 234V236H90V237H85L87 239L89 238L88 240L87 239L85 240V241H87L85 243H82V240L85 239V238H83V239H81L79 241H78V239L77 240L74 239V242L71 243V241H72L73 238L72 237H68V239L71 240V241H67L66 240L68 246L66 245V242L63 241V239H59V237L56 236L57 235V232H54L56 234L53 235L52 237L55 236L54 237L55 238V240H54L55 242L54 243L58 245V247L60 249V254H63L66 251V249H68L65 252L66 253V258L67 259L69 258L70 259L69 261L75 260V262L72 261L70 264H73V263L74 264H78V263L79 264H84V263L85 264H89L91 262L92 263L95 262V264L96 263L97 264H100V263L101 264H120V260L123 259L122 256H124L126 262H123L121 264H176V263H174V258L176 256H179V257L182 258L183 261L181 262V264H200V262H202L201 264H210V263L211 264H245V261H247V258H249L250 260H252L254 258V256L252 257V254L247 253V252H248V249L251 247V244L253 242H255V240H248L247 239V241L249 242L247 244L246 243L247 241L244 240V237L242 236V234H241L242 237H240V233H241V229L244 228V226L247 228V230L249 229L248 231L251 230L250 232H252V230L254 231V229L257 228V223H258L257 222L258 221L257 219L260 216V212L262 213V211H264V208H262V205H264L263 204L264 203V185H260L259 187H255L254 186L255 183H252L251 186L249 188H247L243 192L244 194L241 193L238 196V198H239V203L237 204L238 205L237 206L238 209H241L242 208L241 205H242V202L243 201H244V205L247 202V206H250V207L247 208L249 210L247 211L246 215L239 214V216L240 217H243V218H246V216H247L246 222H245V219L243 221L237 222L238 218L235 217V214H234V212H237V210H234L233 208L230 207L229 204H226V202H224V200H226L227 196L229 195L228 194V191H227V188L224 186L223 187L224 190L220 191V192H224L223 194L222 193H218L216 190H214L215 183L217 181V170H218L219 163H212L211 170H210L211 171V175H210L211 176V179L208 181V184L203 189H201V188L197 189L196 186L193 187L192 189H190V184H189V181H188V177L186 175V177H185V179L183 181L182 187L181 188H175V187H173L171 185L172 186V192H171V189L169 187H167L168 179L161 180L159 185L153 183V175L151 173V170H147L146 169V165H147L146 158L140 156L139 150H133L130 158L133 157ZM0 160H1V157H0ZM6 164H7L6 160H4L3 163H0V167L2 168V170L4 168H6ZM24 170H26V169H25L24 165L22 164L21 168L15 169L12 172V175H11L12 180H13L14 175H17L19 177V179H20V184H21L22 189L19 190L16 193V195L18 197H25V198H29V199H36V198H39L40 196H42L45 193H49L50 195H53V192H56L57 193V192H59L58 190H61V191H64L65 193H69L70 203L71 202H74V204L77 203V204L80 205L79 206V205L76 204L75 205L76 208H74L75 210L74 211H71V212L68 211V215L69 214L72 215V214H80V213H82V216H84V215H92V214L97 213L98 209L100 208L99 205L103 202V198H104L103 192L100 193V191L98 189L88 188L87 186L84 185V183H86L88 181V176H86L85 173L81 169H79V171H78V169H75L76 171L72 170V173H71V169H68L69 171H67V172L65 170L64 173H63L64 175L67 174V176H65V177H60V176L57 177L56 176L55 179H52V176H50L48 178L42 179V181L40 183H38V188L35 189V190H33V191H31V192H29V195H26L25 194V189L27 188V183H26V181H25V179L23 177L24 176ZM2 173H3V171H2ZM54 173L57 174V171L56 172L54 171ZM69 174H71V175H69ZM3 176H4L3 174H0V181H1L2 184H3V181H4V180H2L3 179ZM60 181H62V183ZM254 181H255V179H254ZM45 182H47V184H49V188L46 187ZM59 182L61 184L60 185H57V184H59ZM78 183H80V184L77 186ZM44 186L46 187V189H45ZM11 187H12V181L5 188H2L1 187L0 194H7L11 190ZM116 191L118 192V190H116ZM141 191H142L143 195H140V194H142ZM175 192H177V193L180 192V193H179V195H177V194H175ZM72 194L74 195V197H71ZM122 194H123V196H122ZM105 196H107V195H105ZM52 197H54V196H52ZM93 198H96L97 201L96 202L92 201ZM104 201H105V199H104ZM74 204L71 203V205L73 207H75ZM148 204H150L151 206H148ZM45 205L47 206V208H50V206L51 207L53 206V201H51L49 203L47 202V203H45ZM63 206L66 207V205H63ZM59 207L62 210L61 204H58V207L57 208L59 210L58 212L62 213V211L60 210ZM55 208H53V209H55ZM57 208H56V210H57ZM50 210H51V208H50ZM147 210H151L152 212L153 211L156 212V214H153L150 217H148V224H150V220H154V223H152V224H154V226L151 229L149 228V226H147V228H148L147 230L152 231L154 234L151 235V236H148V237L146 236V239L144 241L140 242L139 241V238H142L141 233L143 232V229H141L142 226L140 227V225H138V224H141V222L143 221V217H144L143 214H146L147 213ZM52 212H50V214H48L49 212H47L48 215H43V221L44 222L42 221L43 225H42V227L40 226L41 227L40 229H43L45 231V230H48L49 228H51L50 226H52V227H54V228H52V230L53 229L55 230L59 225L62 226V222H63L64 216L61 215V218H60V213H58L57 211L55 212L54 210ZM73 212H75V213H73ZM55 213H57V214H55ZM50 215H54V216H50ZM56 215H59V216L56 217ZM48 216L50 217V219L47 218ZM44 217L46 219H44ZM84 217H86V216H84ZM21 218H23V217L20 216V219ZM55 218L58 219V222H57L58 225H56V226H54L55 223L52 222ZM59 218L61 219L62 222L60 221ZM86 218H89V217H86ZM159 218L164 219V221L162 223V226H158L159 225ZM45 220L48 222V224L46 223ZM5 221L6 220H4L3 222H5ZM185 221L187 223V226H186L187 227V230H186L185 227H183V225H185L184 224ZM232 221H234V225H233ZM52 224H54V225H52ZM238 224H239V228H238ZM240 224H241V226H240ZM34 225H36V224H34ZM131 225H135L134 228ZM155 225H156V227H155ZM163 227H164L165 230L163 229ZM181 227H183L182 230L180 229ZM240 227H241V229H240ZM156 228H160V231H157ZM197 228L204 229L205 232H209L210 233L208 237L205 234L202 235V237H204L203 240L206 239L205 241H207V242L204 241V243H205L204 245L202 244V239L201 238H200L201 240L200 239H193L195 241H192V240L189 239L190 236H188L189 235V232L188 231L195 230ZM30 230H32V228ZM68 232L70 234L71 232L73 233L74 231L73 230L72 231L69 230ZM233 232H235V234ZM259 234H260L259 236L261 237L264 234V230L262 229L259 232ZM184 236H185V238H184ZM253 236L255 237V235H253ZM56 237H57V239H56ZM180 237H181V239H180ZM182 237H183V240L185 239L184 242H182L183 241L182 240ZM14 238L15 239L14 240L12 239V241H15L16 240V237H14ZM110 238H114L116 241L113 242V243H109V240L108 239H110ZM56 240H57V242H56ZM210 240H212V241H210ZM30 241H29V244L28 245H30V244H31L30 246L35 245V243H36L35 241H33V240H30ZM75 241H76L77 244L75 243ZM78 242H79V244L81 242L80 246H78L79 245ZM100 242L103 245V248H102V252L103 253L100 252L99 255L101 256V254H102L103 256L100 257L98 255V257L96 256V258H94V257H92V254H94L95 251H98L99 248L96 245H98ZM144 242H146L145 243L146 245H151L152 244L153 246H152L151 249L148 248V249H146V251L141 252L140 250L142 248H139V244L140 243H144ZM242 242H243V244H242V248H241V245L240 244ZM88 243L89 244L91 243V245H89ZM62 244H65V245L61 246ZM70 244L71 245L73 244L74 245L73 247H76V246L77 247L76 248H72V247L70 248L69 247ZM75 244H76V246H75ZM83 244L84 245L86 244V246H84ZM28 245H27V249H28ZM38 245H40L39 242H38ZM66 246H67V248H66ZM83 246L84 247H88V248H83V250L80 249V247L82 248ZM244 248H246L247 250L245 249V251H244ZM132 250L134 251V254H137V253L140 254V253H142L141 254V257L140 258H138V257L133 258ZM190 251H193L194 254H191ZM106 252H109V253L107 254ZM189 252H190V254H189ZM114 253L116 255L120 256V260L119 261L116 260V259H114V257H112ZM240 253H242V254H240ZM89 254L91 255V257L89 256ZM187 254L191 255L192 258L189 257V256H187ZM253 254L255 255V257H259L256 253H253ZM80 255L82 256V258H80L81 257ZM85 256L88 258V261H87V258ZM106 256L108 258L110 257V259H107ZM261 256H263V253L261 254ZM97 258H98V260H100L99 262H97L98 261ZM197 258H199V259L196 260ZM83 259H85V260H83ZM89 259L91 260V262H90ZM103 259L104 260L106 259V260L104 261ZM239 259H240V261H239ZM22 260H23V263L24 264L25 263L26 264H38L39 261H40L38 259V257H33V258L30 259V257H25V256H22V258L20 259V261H22ZM24 260H26V261H24ZM31 260L33 261L32 263H31ZM35 260H37V261H35ZM80 260L81 261L83 260V262H79ZM108 260H109V262H108ZM113 260L114 261L116 260V261L114 262ZM243 260H244V262H243ZM27 261H29V262L27 263ZM52 261H51L50 264H56L55 262H57L55 260H52ZM77 261H78V263H77ZM63 262H67V261H63ZM63 262L60 263L58 261L57 263L58 264H63ZM204 262H207V263H204ZM40 263H42V262H40Z\"/></svg>",
  "mask_w": 264,
  "mask_h": 264
},
{
  "label": "water",
  "instance_id": "water-1",
  "mask_svg": "<svg viewBox=\"0 0 264 264\" xmlns=\"http://www.w3.org/2000/svg\"><path fill=\"white\" fill-rule=\"evenodd\" d=\"M105 113L118 119H122L126 116V111L122 107H110L105 110Z\"/></svg>",
  "mask_w": 264,
  "mask_h": 264
}]
</instances>
